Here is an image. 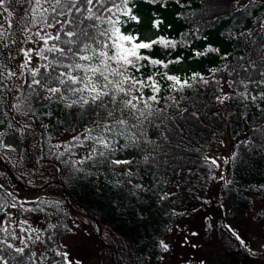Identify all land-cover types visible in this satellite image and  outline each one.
Here are the masks:
<instances>
[{
    "label": "trees",
    "instance_id": "1",
    "mask_svg": "<svg viewBox=\"0 0 264 264\" xmlns=\"http://www.w3.org/2000/svg\"><path fill=\"white\" fill-rule=\"evenodd\" d=\"M243 1L167 0L162 5L129 0L138 22L117 13L121 32L138 36L137 43L163 37L175 45L155 44L141 50L174 63L163 68L145 61L148 66L136 73L145 79L155 75L160 92L159 103L150 102L153 123L131 130L137 137L135 146L127 139L131 133L102 132L105 121L94 106L66 107L81 94L65 91L56 79L49 81L62 72L79 74L72 68H53L54 60L65 65L99 63L79 56L93 54L83 50L84 43L97 51L104 42L110 43L100 33L112 27L108 22L112 14L94 5L102 19H89L83 8L59 16L63 27L56 24L41 35H59L60 40H49L47 46L64 48L67 55L45 50V60L39 55L44 41L35 35L27 40L17 30V20L28 5H7L13 12L9 31L15 33L17 43L11 45L14 58H8V49H0V60L16 70L24 61L18 51L23 48L32 50V61L23 77L5 80L12 90H4L0 105V132L4 133L0 140L15 149L0 147V264H65L56 253L66 252L64 240L81 228L108 252V264H164L177 245L190 243L195 252L197 244L213 241L224 244L222 259L201 255V260L183 264H264V253L246 248L238 222L252 216L264 238V0ZM69 19L76 23L69 25ZM154 21L160 22L159 27L153 26ZM38 30L32 28L33 33ZM70 30L75 34L66 35ZM151 31L155 35L148 38ZM69 47L72 52L79 50V55L69 59ZM36 69L41 85L49 81L47 87L60 88L67 99L60 94L47 99L51 93L40 85L29 89L24 80L30 83V70ZM165 72L182 80L198 73L207 83L190 80L191 88L177 91L171 87L173 82L157 75ZM142 94L144 99L153 95L147 87ZM15 96H20L27 116L12 108L19 102ZM225 96L229 98L221 103L219 98ZM86 129H92L94 137L107 138L115 151L109 153L94 140H86ZM224 142L231 143L232 152L230 171L221 177L214 153L217 144ZM112 160L133 163L117 166ZM128 170L131 176L126 175ZM161 241L168 245L167 251L160 247Z\"/></svg>",
    "mask_w": 264,
    "mask_h": 264
},
{
    "label": "snow or ice",
    "instance_id": "2",
    "mask_svg": "<svg viewBox=\"0 0 264 264\" xmlns=\"http://www.w3.org/2000/svg\"><path fill=\"white\" fill-rule=\"evenodd\" d=\"M144 2L149 4L161 3L163 5L167 3V0H144ZM176 2L178 3L179 0H176ZM12 4L28 5V7L24 9V14L17 20V30L21 32L24 37H27V40H31L32 36L35 35L40 40L44 41L45 48L40 50L39 55L45 60L47 59V56L44 55L45 50L47 52H59L61 56L67 55L64 48L47 46L49 40H60L59 35L52 36L50 33L41 35V32H43L45 28H52L56 24H61L63 27V22L58 19L59 16H70L72 9L79 12L81 8H83L89 13V19H92L93 17L96 19H102V16H98L96 10H94V5H99V9L102 10V12L111 13L112 15L108 17V22L112 27L100 33L101 36L106 35L110 43L104 42L99 51L91 49L88 43H84L83 50L92 51L93 54L91 56H79V59L85 61H91L95 58L99 63H74L65 65L62 60H60L59 63L54 60L52 62L53 68H72L74 72L79 74L74 75L72 73L62 72L54 77H50L49 81L51 79H56L60 84L65 86V91L70 92L73 95L81 94L79 100H74L71 103L66 104V107L70 108L73 105H78L79 107H83L84 105L94 106L93 111L105 121L101 126L102 132H115L117 135L124 136L131 133L132 129H142L145 122L148 124L153 123L152 118L154 116V110L153 103L150 102L159 103V82L155 78V75H149L147 79H145L142 73L139 77L136 73H140L141 68L148 66L143 63L145 61L152 66H162L163 68H168V64L174 63V61L165 63L162 60L154 59L142 54L141 50H150L155 44H163L165 47H174L175 45L173 42L164 40L163 37H160L157 40L140 41L137 43L136 41L139 40L138 36L122 33L118 26L121 23L119 15L126 16L128 20L138 22V17L133 15L132 8L128 7L129 0H119V3L117 0H0V49H8L9 59L14 58L11 45L17 43L14 38L15 33L9 31L13 27L11 21L13 12L9 10L7 5ZM45 4H48L49 7H44ZM49 9H51V11H49ZM117 13H119V15H117ZM113 16H116V18L113 19ZM49 17H51V22ZM67 23L72 25L76 23V21L69 19ZM159 23V21H154L153 26L159 27ZM5 25H7V27H5ZM33 27H36L39 30L33 33ZM74 34V30H70L66 33L68 36ZM84 35L87 34L84 33ZM90 39L95 40V37H91ZM67 43L71 45L72 42L68 41ZM18 51L23 53L24 61L16 66V70L9 69L8 66L0 60V105L3 103L4 90H12L9 85L5 84V80H12L13 77L20 79L24 76V70L29 69V65L31 64L32 50L20 48ZM110 51L112 52L111 55H109ZM67 52L71 53L69 59H73L79 55V50L77 52H72L71 47L68 48ZM0 55H3L2 51H0ZM196 55H200V53H196ZM43 67L47 70L49 65L45 64ZM29 74L32 77L31 82L29 83L27 79L24 80V83H28L29 89H32V85H40L41 87H46L47 92L51 93V96H48L47 99H51L52 96H56L57 94H60L61 99H67L66 96L62 95L60 88L47 87L49 81H46L44 85H41V81L36 79L39 74L38 69L30 70ZM157 75H162L168 81L173 82L171 87L177 91H182L185 87L191 88L193 83H190V80L192 82L200 80L207 83V81L198 73H194L189 79L183 80L181 77L169 75L166 72L163 74L157 73ZM77 85L80 86L77 87ZM177 85H179V88L176 87ZM13 87H16L17 91H19V86L15 84V81H13ZM145 87L150 88L153 93V95L149 96L147 99H144L142 94ZM134 92H139L141 94L134 95ZM83 93H87L88 96L85 97ZM21 95H23V93ZM261 95L262 98H264V94ZM228 98L229 97L225 96L219 99L220 102L223 103L224 100ZM14 99L19 102L14 103L12 108L17 113L27 116L28 111L23 109V101L20 100V96H15ZM252 99L255 100L256 97L253 96ZM141 103L143 104V107H141ZM155 111L162 112L163 109H157ZM5 115L7 114L5 113ZM0 123H3V121L0 120ZM9 127H11V125H9ZM117 129H119V131H117ZM85 131L88 133V135L85 136L86 140H94L100 145V148L108 150L109 153L115 151L112 147V142L103 135L94 137L91 135L93 131L92 129H86ZM3 135L4 133L0 132V137H3ZM74 139L79 140V137H74ZM127 139L131 146H135L137 143L135 133L128 135ZM0 147L8 148L12 151L15 150L11 148V146L3 144L2 140H0ZM97 150L98 149H93V151ZM100 155L103 156L104 152L100 151ZM88 159H91V156H89ZM144 159L146 161L147 157ZM80 162L82 163L83 161ZM110 163L120 166L131 165L133 161L112 160ZM211 163L216 164V160L213 159ZM126 175L131 176V171L128 170ZM0 187H2V185H0ZM136 187H142V185H137ZM11 206L15 207L16 205L12 204ZM236 238L240 240L239 236ZM240 242L243 244L242 240ZM160 247L165 251L168 250V245L163 241L160 242ZM17 251L23 252V249H17ZM56 255L63 256L65 258V264H74L73 261L67 259V252H57ZM75 264H79V262H75Z\"/></svg>",
    "mask_w": 264,
    "mask_h": 264
},
{
    "label": "rangeland",
    "instance_id": "3",
    "mask_svg": "<svg viewBox=\"0 0 264 264\" xmlns=\"http://www.w3.org/2000/svg\"><path fill=\"white\" fill-rule=\"evenodd\" d=\"M245 1H243L242 4H244ZM154 35L155 31H151L148 32L146 36L151 38ZM231 146L230 142L218 143L214 153V158L219 164V176L221 177H225L230 171ZM226 169L228 171H226ZM222 180L221 178L219 182ZM238 222L239 226L242 227L241 230L244 231V239L247 240L246 248L253 253H257L258 251L264 253V238L253 217H243L239 219ZM64 245L69 260L73 261L74 264L75 262H79V264H108V252L105 249L103 250L96 238L84 228H81L79 232L68 235L64 240ZM224 247V244L221 246L217 241H213V243H208L206 245L199 243L194 252L192 251L190 243H182L179 246H175L173 251L169 253L164 264H183L184 261L190 259L201 260V255H209L222 259L224 257Z\"/></svg>",
    "mask_w": 264,
    "mask_h": 264
}]
</instances>
